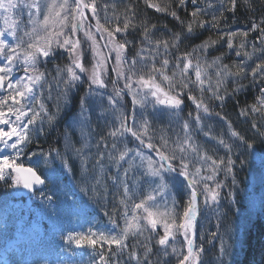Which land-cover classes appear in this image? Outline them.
Instances as JSON below:
<instances>
[{"label": "snow or ice", "instance_id": "obj_1", "mask_svg": "<svg viewBox=\"0 0 264 264\" xmlns=\"http://www.w3.org/2000/svg\"><path fill=\"white\" fill-rule=\"evenodd\" d=\"M198 0H191L193 5H196ZM145 3L149 8H155L157 12L165 11L157 5H153L150 0H145ZM231 8H225V11H235L237 0H230ZM186 4V0H179V6L183 7ZM107 5L104 6L105 23H111L107 17ZM221 7H224L221 5ZM202 9H196L190 15L195 18L200 14ZM91 13V19L95 21L93 25L89 21V15ZM27 16V24L25 25L23 17ZM170 15L179 20V16L176 11H172ZM0 19L3 21V28L0 29V181L8 184L9 187H22L30 192L37 189L38 186L45 185L46 181H53L55 173L49 177L43 176L40 172L41 161L44 165L49 163V157H52V153L56 152L57 156L60 153L55 149H50L47 153L43 150L25 152L30 144L34 142L33 133L37 136L44 132L43 124L44 117H47V122L51 125L55 120V115H50L42 98V81L45 80V74L38 72V66L42 62L41 58H48L54 53L55 49H62L69 54V64L64 69L57 67V74L60 77L58 85L62 82L65 85L64 94L67 96V90L81 80V74L87 73L89 81L90 93L92 86H96L98 89L107 88L105 79L103 78L106 71V62L111 59V54L115 52V63L121 66L125 63H129L124 55L126 51L127 41L122 43H114L116 41V34L126 32L130 27V22L125 19L123 28L117 24L114 31L104 27L101 23L98 6L96 0H0ZM213 21H217V18L213 16ZM193 20L192 23L187 25V34L193 32ZM205 21H200L199 26L202 28L205 26ZM261 23H264L262 21ZM181 24L183 22L181 21ZM210 27H217V23H212ZM95 27L96 33L100 35L101 40L104 41V47L108 49L106 55L101 56L98 51V44L95 39V35L91 29ZM261 30L262 37H258L262 43H264V29H260V26L253 24L252 31ZM102 30V31H101ZM83 32L85 41H82L78 37V33ZM107 33V36L104 35ZM145 38H148L147 30L145 29ZM227 35V47L233 49V37L237 35V32H228L222 34ZM248 32H243V36L247 37ZM179 39V36L176 37ZM90 41V48L93 52L94 63L91 69L85 67L82 62L84 49L83 43ZM164 45V59L162 60L161 68L167 69L169 66V59L167 58L168 42L156 41L157 47L152 51H158L159 45ZM216 41H204L201 45L197 46L193 51L206 52L209 45H214ZM243 47V44L241 45ZM145 49H141V52ZM240 56V52L235 53ZM139 56L140 53H137ZM192 53H184L182 56L177 57V63L175 67H180V62L183 61V68L181 71V77L184 78L181 84L177 85L174 82L173 76H169L165 71H161V68H156L153 62L151 67L148 66L147 60L143 56L140 57L141 68L148 69V76L141 74L138 79L134 80L136 75L138 61L134 57L130 62L128 68V74L124 71H120L117 68H113L112 71L116 73V80L113 84H118L120 79H124L125 83L122 88H114V94L108 96L109 105L113 108L119 103V100L127 92L132 96V103L134 106L139 105L141 107L146 106L148 103H152L154 106L160 105L173 112L182 110L184 103L183 96L184 90L189 89L187 93L188 100L192 101L196 109L195 115L189 113V120L182 122V131L184 133L183 141L178 140L176 148L172 150L171 154L167 151V141H164L165 150L162 151L155 148L151 143L148 144L149 148H152L156 152L158 159H153L151 156H141V166L146 164L145 175L151 177L153 182L159 180L160 183L153 189L157 194L166 191V174L174 173L177 171V165L179 166V174L188 180V194L187 200L182 210V215L179 216V222L176 219V204L173 203L171 209L166 206V214L171 216V223L167 220L163 222V235L159 236L158 244L165 248L169 245L170 239H175V233L179 232L187 245L186 253L182 258H178V264H198V254L203 251V248H195V224L197 217L200 214L199 198H202L203 204L208 205L209 202L218 203L220 193L218 191L221 185L216 183L215 186H211L208 181H214L215 176L218 174L221 166H224L228 173L233 171V165L235 163L230 157L225 159H213L206 153L198 155L197 159L207 164L211 161L209 167L211 168V174L201 175V168L196 167L195 172L189 171V160L187 153L190 151L193 155L198 153L197 146L191 142L192 140V128L193 123L200 130L201 121L203 117L201 112L205 116L211 114V110L204 100L198 99L191 94L190 86L195 84L201 94L205 91V79H202V72L199 63L193 65ZM154 61L155 57H151ZM222 57H217L212 63L217 65L216 76L218 77V83L222 82V77L240 76L245 72V67L241 65L237 73H232L227 65H220L219 61ZM195 69V80L188 79V71L190 68ZM21 69L23 74L20 73ZM66 74V78H63ZM157 74L162 78L161 82L156 79ZM251 75L255 81L258 76H264V62L257 63L254 68L251 69ZM162 82H166L167 90L161 86ZM135 85V87H134ZM178 89V90H177ZM207 91L211 93V98L221 101L226 99V95L220 94V89L212 88L209 86ZM261 96L258 97V102L264 106V87L260 89ZM140 97L137 99V97ZM151 97V99H149ZM48 99H51V92H49ZM82 110L79 113L81 122H86L89 119V113L85 108V101H81ZM253 105L252 111H258ZM59 111V108H57ZM219 115V113H216ZM241 115H246V112L242 111ZM117 123L110 131L109 135L116 139L123 136L125 133H130L140 143H144V140L136 130H134L135 115L133 114V125L127 123L123 114L115 117ZM147 122H145L144 130L147 131ZM255 128L256 125L253 124ZM206 136L209 133H204ZM84 135V134H82ZM231 137L244 144L246 147L251 148L252 145L247 143L244 136L240 135L236 131H231ZM103 140V137L101 138ZM38 143V141H35ZM219 144L223 145L228 151L232 150L234 145L226 144L223 139H220ZM106 146V145H105ZM116 147L115 144L112 145ZM77 155L80 154V150H76ZM179 152V156L177 155ZM139 156V152H137ZM30 161L29 165H25L22 162L24 157ZM104 153H100L97 163L103 159ZM128 156V151L121 152L119 154V160L125 161ZM33 157H36L33 161ZM53 159L55 157H52ZM61 166L68 170L70 165L64 157H61ZM86 168V165H84ZM207 171V169H205ZM127 175V170L125 171ZM199 176V179L196 177ZM99 183V180L96 181ZM234 182V181H233ZM199 186V189H198ZM124 193L128 195L129 187L125 183ZM51 201L52 196L46 197ZM156 196L148 195L139 203H135L131 208V216H129L128 205L124 204L123 219L125 221L124 227L119 233L116 232H89V234H69L66 238L68 242L75 243L76 247L83 248L89 246L93 249L99 245L103 250L107 245V250L112 255H117L113 252V246L119 253L122 254L124 250L128 249L129 245L126 243L129 236H136L143 230L150 226L152 231H156L158 225L161 223L158 217L163 215L158 211V206L155 203ZM153 209H157L154 211ZM137 210H142V213L146 214L143 217L137 214ZM141 219L147 223L141 224ZM135 221V223H133ZM116 228L120 226L116 222L112 221ZM172 252L176 253L177 249L172 247ZM151 252L150 248L145 249L144 262L145 264H151L148 258V254ZM221 255H226L227 250L224 247L220 249ZM98 256V259L95 258ZM130 259L137 260V264H140L138 254L133 251L130 253ZM92 264H110V260L106 258L103 251L94 254Z\"/></svg>", "mask_w": 264, "mask_h": 264}, {"label": "rangeland", "instance_id": "obj_2", "mask_svg": "<svg viewBox=\"0 0 264 264\" xmlns=\"http://www.w3.org/2000/svg\"><path fill=\"white\" fill-rule=\"evenodd\" d=\"M204 1L206 2L207 0ZM119 2V0H96L101 23L104 24V27L109 24L105 23L104 20V6H108L107 17L112 23L114 17L113 12L115 11L114 8ZM219 5L221 6L222 2H219ZM87 14L89 15V19H91V13ZM23 18H27V16L25 15ZM2 28L3 21L0 19V29ZM92 31L97 34L106 55L108 49L104 47V41L101 40L100 35L96 33L95 27L92 28ZM77 35L82 41L86 40L83 32H79ZM114 43L118 42L115 41ZM90 44V41H86L82 45L84 49L82 62L84 64L86 60L88 66L85 65V67L88 69H91L94 63ZM257 45L258 43L255 42L253 50L256 49ZM156 47L155 39H153L151 35H148L142 47L145 51L141 52L142 48H140L137 52L140 53V55L138 56L136 53L134 56L138 61V71L133 77L134 80L138 79L141 74L145 75V78H147L149 74L147 68H141V56L147 60L149 67H151L154 62L156 68H161L162 60L165 58L163 54L164 47L160 44L158 51H152V49ZM98 51L100 52L99 45ZM64 52L66 54V60L64 61L66 66L69 64V54L66 51ZM125 54L126 51L122 53V55L126 57L129 63L118 66L115 63V52H112L114 60L113 65L117 66L118 70L124 71L127 75L130 62L134 57L132 58ZM150 56L155 57L154 61L150 59ZM87 57L89 61H87ZM191 58L193 59V65L197 62L199 63L202 79L206 81L203 94H201L199 88L195 84L190 86L191 94L198 99L202 98L207 105L209 102L212 104V101L215 99L211 98V93L207 91V88L209 86L214 89L218 87L222 95L224 84L228 81L227 79L232 77H222L220 78L222 82L218 83V77L216 76L217 65L212 63L215 59L207 55H199ZM41 61L42 62L38 66V72L45 74V80L42 81V98L44 99L45 105L48 101L49 105L52 107V109H49L46 106L49 114H54L55 119L60 117V115L68 109V97L70 93L73 92L77 86L81 85L82 80L85 79L83 97L86 96L84 101L87 100L85 108L89 113V119L86 122H81L79 118V113L82 110L81 107L66 121L65 136L62 141L60 156H65L70 165L68 170L61 167L63 174H60L56 171L54 165L47 166L41 161V165L47 177L55 173L54 182L49 180L47 188L32 194H24L18 189L4 200L3 206L0 208V264H92L94 254L99 253L101 250H98V248H100L99 245H97L95 249L89 246L78 248L75 243L68 242L66 238L69 234H89L90 231L104 232L106 234L109 232L119 233L124 227L125 221L123 215L120 219H117L115 216L114 211L116 205L108 204V202L107 205H97L95 201L91 199V194H93L94 197L100 196L101 194L109 195L111 192L115 193L117 188L124 186L125 183H127L129 187V193L125 195L123 192V201L128 200L125 203L128 205L129 216H131V208L135 203H139L148 195H155V203L158 206V211L163 214L158 217L161 221L158 228L163 232V222L167 220L171 223L169 215L166 214V206L168 209H171L173 204V189H171V187L175 190L182 189V185L179 182L181 179L173 173L166 174V191L159 194L155 193L153 189L160 181L156 180L153 182L151 177L145 175L146 164L141 166L140 157L143 156L146 158L151 156L143 145L148 147V144L151 143L155 148L164 151V141L166 140L168 142L167 151L171 154L172 150L176 148L178 140L180 142L183 141L184 133L182 131V122L179 121L178 112H173L160 105L154 106L152 103H148L144 107L139 105L134 106L132 103V96L127 92L130 103L129 109L127 110L121 99L113 108V106L109 105L107 99L109 95H113L109 92L110 89L108 87L98 89L96 86H92L90 93L87 73L81 74V80L78 81L75 86L69 88L67 90V96H65V85L62 82L58 85L60 77L57 74V67L55 66V71L52 72V69H48L49 73H46V71L43 70L45 58H41ZM108 64L111 66L110 59L105 65L106 71L103 75L104 79L106 77ZM175 65L176 63H169L168 68L166 70L161 68V71H165L169 76H173V73H175L173 79L174 82L179 85L184 80V78L181 77L183 61L180 62L179 68L175 67ZM65 66L61 64L58 67L64 69ZM194 72V67L189 69L188 79L192 81L195 80ZM18 74H23V70L21 69ZM63 78H66V74ZM156 79L158 82L162 81V78L158 74ZM119 81L123 87L125 80L120 79ZM161 86L165 87L167 90L166 82H162ZM188 91L189 89L184 90L185 94L183 98H187ZM49 92H51V99H48ZM139 98L138 96L137 99ZM149 99H151V97H149ZM188 103L194 107L192 101L188 100ZM57 108H59V111H57ZM120 114L124 115L129 125H133L132 116L133 114L135 115L134 130L142 136L144 143H140V141L135 139L130 133H125L123 136L116 139H113L109 135L110 131L117 123L115 117ZM160 115L164 116L166 120L164 121V119H161ZM201 116L203 117L201 121L203 131H200L193 123L191 140V142L197 146L198 153L196 155H193L190 151L187 153L189 171L192 173L195 172L196 167H200L202 172L206 169L205 167H209L211 164V161H208L207 164L199 161L197 159L198 155L206 153L213 159L219 160L223 158L226 160V156L235 148L239 147L237 140L231 137V133L223 120L215 118L212 115L205 116L203 112H201ZM44 121L43 125L46 127L49 126L47 117H44ZM145 122H147V131L144 130ZM205 132L209 133V135L206 136L204 134ZM198 133H200L201 136ZM198 135L199 139L197 138ZM39 136L40 134L37 136L33 133V140L38 139ZM102 137L103 140L101 139ZM220 139H223L226 144L234 145L230 152L223 145L219 144L218 141ZM113 144L116 145L115 148L112 147ZM76 150H80L79 155H77ZM150 150L153 151L152 148H150ZM124 151H128V156L125 161L117 163L119 154ZM137 152H139V156ZM100 153H104V156L103 159L97 163ZM177 155L179 156V152H177ZM35 159L36 157H33V161H35ZM18 162L30 163L26 156ZM84 165H86V168ZM57 167L59 168V165H57ZM76 170L80 171L82 177H84L89 184L84 190L85 194L73 197L71 194L73 191L66 192L64 185L68 180L67 185L70 187L75 186L71 177H74L73 173H75ZM126 170L127 175H125ZM225 170V167L221 166L219 171ZM71 171H73V173ZM201 175L203 174L201 173ZM196 178L199 179L200 177L197 176ZM97 179L99 183L96 182ZM262 192L263 190L259 189V192H250L247 194L251 206L256 204V198ZM49 195L52 196L51 201L46 199ZM12 198H16V200ZM119 203H121V201H117V204ZM153 210L156 211L157 209ZM137 214L141 217L146 215L142 213V210H137ZM113 220L120 226L119 228L113 225ZM133 223H135V221H133ZM146 223L145 220L141 219V224L146 225ZM12 236L13 240H10ZM179 238H181L180 241ZM184 243L186 245L183 236L179 232H176L175 239H170L169 241L166 253H172L171 256L174 255L177 259L182 258L181 246H183ZM20 244L21 246L23 244L34 247L36 253L35 257L26 261L8 262L6 258L8 252L14 245ZM172 247L177 249L176 253L172 252ZM113 250L119 251L115 246H113ZM179 255H181V257H179ZM95 258L98 259V256H95ZM129 260H131V263H137V260L130 258H127L126 262ZM213 262L215 264H227L224 255L222 256L221 253ZM198 264L205 263L201 261L200 263L198 262Z\"/></svg>", "mask_w": 264, "mask_h": 264}, {"label": "trees", "instance_id": "obj_3", "mask_svg": "<svg viewBox=\"0 0 264 264\" xmlns=\"http://www.w3.org/2000/svg\"><path fill=\"white\" fill-rule=\"evenodd\" d=\"M119 1L114 8L112 23L105 27L114 31L117 24L123 28L125 19L130 22V27L126 32L116 34L118 43L128 42L126 56L133 58L138 50L143 47L146 39L144 35L146 29L147 34L151 35L155 41L168 42L167 58L171 64L177 63L176 58L182 56V54L192 53V57L199 55H207L212 59L222 57V60L219 61L220 65H227L234 74L239 71L241 65L245 67L244 73L238 77L232 76L224 84L222 95H226V99L222 103L213 100L212 104L208 103V106L211 110L210 115L223 120L230 133L231 131L238 132L244 136L247 143L251 144L252 147L248 148L237 141L239 147L226 156V158L230 157L235 161L233 171L231 173H228L227 170L218 171L215 180L208 181L211 186H215L216 183L221 185L218 189L220 193L219 201L218 203L209 202L205 206L202 198H199L200 214L195 224L194 244L197 249L203 248V251L198 254L199 263L203 261L205 264H215L213 261L220 255L221 247H224L227 250V254L224 255L227 264H264V106L258 102V97L261 96L260 89L264 87V76H258L254 81L251 75V69L257 63L264 62V43L258 39V37H262V32L259 29L256 31L251 30L253 24H257L260 29H264V23H261L264 21V0H237L234 12L225 11V8H231L230 0H207L206 2L198 0L196 5H193L191 0H186L183 7L179 6V0H150L153 5L165 9L161 12H157L155 8H149L145 0ZM219 2H222L224 7H221ZM198 8L204 11L193 18L190 14ZM172 11L177 12L179 20L170 15ZM213 16L217 18V21H213ZM193 20H195L193 32L187 34V25L192 23ZM23 21L26 25L27 18H23ZM89 21L93 25L95 24L94 20L89 19ZM181 21L183 24H181ZM200 21L206 22L202 28L199 26ZM212 23H217L218 26L215 28L210 27L209 25ZM245 31L248 32L247 37L243 36ZM228 32H237V35L233 37V49L231 50L227 47V35H223V38H221L222 34ZM92 33L98 42L101 55L104 56L105 52L97 34L94 31ZM104 35L107 36V33H104ZM177 36H179L178 40L176 39ZM208 40L216 41V43L214 45L210 44L206 52L193 51L197 46ZM255 42L258 45L253 50ZM242 44L243 47H241ZM237 51L240 52V56L235 54ZM65 60V52L62 49H55L52 55L45 58L43 70L49 73L48 69H52L53 72L55 66L58 67L61 64L65 66ZM110 60L111 66L109 64L107 66L105 82L110 89L109 92L114 94V88H122V86L120 81L116 85L113 84L117 77L112 69L117 68V66L113 65L112 54ZM87 61H89L88 57ZM84 65L88 66L86 60ZM84 82L85 79L82 80L81 85L70 93L68 109L55 119L51 125L47 127L43 125L44 132L40 134L38 139H34V142L25 150L26 153L39 152L40 150L47 153L50 149H55L60 153L65 136L66 121L82 107L81 101L86 99V96L83 97ZM128 99V94L125 92L121 100L127 110L130 106ZM183 100L182 110L178 111L180 122L189 120V113H193V115L196 113V109L188 103V99L183 98ZM86 102L87 100H85V104ZM253 105L259 110L252 111ZM46 106L52 109L48 101ZM242 111L246 112V115H241ZM216 113H219V115H216ZM160 116L161 119H164V116ZM253 124L256 125L255 128ZM35 141H38V143ZM153 152H155L154 149ZM52 157L48 158L49 163L47 166L54 165L56 171L63 174L61 157L65 158V156H57L56 152H53ZM57 165H59V168ZM205 168L207 171L203 168L204 170L201 173L204 176L211 174V168L208 166ZM40 172L47 177L42 165ZM71 172L73 173V171ZM176 172H180L178 165ZM73 174L74 177H71V179H73L75 186L70 187L67 185L68 180H65L64 188L66 192L73 191L71 192L73 197L85 194L84 190L89 182L82 177L80 171L76 170ZM179 182L182 189L175 190L171 187L173 189V203L176 204L177 222H179V216L182 215L188 194L185 182L182 180H179ZM18 189L20 187H9L8 184L0 181V208L3 206L4 200ZM259 189H262L263 192L257 196L256 204L251 206L247 194L259 192ZM123 192L124 186H121L117 188L115 193L111 192L109 195L101 194L94 197L91 194V199L97 205H107V202L116 205L114 214L117 219H120L124 212V204H117V201H123ZM12 199L16 200V198ZM169 219H172V217L169 216ZM161 235H163V232L159 228L152 231L148 227L136 236L130 235L126 241L129 247L122 254L113 250L117 255H112L108 252L107 246L103 250H100V248L98 250L104 252L106 258L110 260V264H137L131 263V260L126 262L133 251L138 254L140 264H145L146 248L151 249L148 254L151 264H177L178 259L174 255L171 256L172 253H166L165 248L158 244ZM181 247V254H187L185 243ZM193 264H197V262H193Z\"/></svg>", "mask_w": 264, "mask_h": 264}, {"label": "water", "instance_id": "obj_4", "mask_svg": "<svg viewBox=\"0 0 264 264\" xmlns=\"http://www.w3.org/2000/svg\"><path fill=\"white\" fill-rule=\"evenodd\" d=\"M145 148H146V150L147 151H149V152H151V150H150V148L149 147H147V146H145V145H143ZM156 158H158L156 155H154ZM182 177V176H181ZM183 179H185L184 177H182ZM186 181H187V179H185ZM187 184H188V181H187ZM43 187H44V185H42V186H38L37 187V189H34L32 192H30V191H28V190H26V189H24V188H22L21 187V190H22V192H24V193H27V194H30V193H33V192H35V191H38V190H41V189H43Z\"/></svg>", "mask_w": 264, "mask_h": 264}]
</instances>
